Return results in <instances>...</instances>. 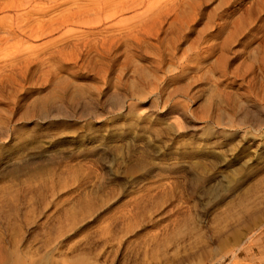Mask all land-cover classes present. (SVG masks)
I'll use <instances>...</instances> for the list:
<instances>
[{"label": "rangeland", "instance_id": "obj_1", "mask_svg": "<svg viewBox=\"0 0 264 264\" xmlns=\"http://www.w3.org/2000/svg\"><path fill=\"white\" fill-rule=\"evenodd\" d=\"M188 1L109 61L0 41V264H264V0Z\"/></svg>", "mask_w": 264, "mask_h": 264}, {"label": "bare ground", "instance_id": "obj_2", "mask_svg": "<svg viewBox=\"0 0 264 264\" xmlns=\"http://www.w3.org/2000/svg\"><path fill=\"white\" fill-rule=\"evenodd\" d=\"M85 1L94 3H81ZM179 1L182 4L180 5L178 3V6H180L178 8H184L185 4L190 5L188 0H164V2L160 3L161 5H155L156 1L151 2L149 0H125L116 4L114 1L109 0H0V12L2 14L11 12V14L9 13L10 15H2L0 17V41L7 43L17 40L16 43L18 42L16 49L14 48L15 50H13L16 51V54L13 53V57L11 56L10 64H22L25 60L32 57H35L34 59L36 61L40 60L45 63L47 61L60 62L71 59L75 61L74 58L76 57H73V54H76V56H84L83 61L86 63L109 61L113 57H116L117 50L121 46H137V40L133 41V39L138 34L137 30L140 29H135L134 26L137 25L131 21V27L127 31H124L122 27L112 23L115 18L126 11H131L133 12L132 17L139 18L138 23L141 26L140 22L146 23L150 18L159 14L155 32H160L163 30L160 23L164 19L166 20V15H160V13L166 10L170 11L173 7H177L175 2L177 3ZM43 4L46 5L43 6ZM102 15L104 16L100 17ZM193 18V15H191L189 19L193 20ZM100 22L104 23V27L98 28ZM184 24H186L187 29L190 27L189 22L185 21ZM172 25L173 23L171 24L170 22L166 27V31L167 29L174 30L171 27ZM244 27L242 25L239 30L233 28L223 41L218 42L220 44L218 47L221 56L220 59L222 57L227 59L225 53L230 49L228 47L229 43L237 40V37L242 33ZM183 29V24H178L175 34L178 32L181 34ZM53 34L55 36H52L50 40H46L43 43L42 47L46 49V52L43 54L44 58H39V55L36 53L37 50L34 52L33 49L30 51L21 47V43L24 42L23 39L44 38V36H51ZM141 39L147 41L145 37ZM177 39L179 40V38ZM18 72H21L20 68L17 69ZM223 74L226 75L224 69ZM253 120L258 122L260 119L256 116Z\"/></svg>", "mask_w": 264, "mask_h": 264}]
</instances>
